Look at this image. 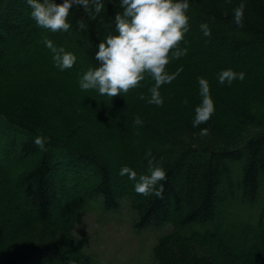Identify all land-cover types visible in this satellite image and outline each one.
<instances>
[{
  "label": "trees",
  "instance_id": "trees-1",
  "mask_svg": "<svg viewBox=\"0 0 264 264\" xmlns=\"http://www.w3.org/2000/svg\"><path fill=\"white\" fill-rule=\"evenodd\" d=\"M240 3L190 0L180 41L188 53L166 66L183 70L161 85L158 106L147 102L150 76L112 98L79 87L98 66L97 44L116 31L119 0H105L95 19L73 5L68 32L37 26L26 0H0V264H95L73 228L123 204L137 232L164 230L154 264H264V0H245L242 27L233 21ZM44 36L77 55L73 67L55 66ZM229 67L245 78L221 84ZM200 76L216 111L194 128ZM149 150L167 169L163 197L137 193L119 175L125 164L146 172Z\"/></svg>",
  "mask_w": 264,
  "mask_h": 264
},
{
  "label": "clouds",
  "instance_id": "clouds-1",
  "mask_svg": "<svg viewBox=\"0 0 264 264\" xmlns=\"http://www.w3.org/2000/svg\"><path fill=\"white\" fill-rule=\"evenodd\" d=\"M31 11L30 16L37 26L52 32H68L72 28L69 19L73 5L81 6L93 19L105 9V0H26ZM123 12L115 15V33L108 34L97 44L95 59L98 66L89 67L79 76V87L84 90L96 89L101 95L113 97L126 93L130 88L150 76L154 84L149 88L150 96L147 102L162 106L164 97L161 85L171 83L183 70L182 66L170 72L167 65L173 59L187 55L188 48L181 47L180 41L190 30V0H119ZM245 0L233 9V21L238 26L244 24ZM80 30H87L88 25L81 19L77 21ZM204 36H211L212 30L207 21L199 25ZM43 43L51 50L52 60L57 68L65 70L73 67L78 57L63 46H57L48 36L43 37ZM171 50V51H170ZM244 71L233 68L221 69L218 80L221 84L229 85L234 80H243ZM201 101L195 106L193 127L207 122L216 111L215 102L211 95L210 82L204 77H198ZM144 99V94H141ZM184 103H188L187 99ZM134 123L142 126L145 121L137 115ZM208 127L200 129L202 135H207ZM47 137L39 135L34 143L46 150ZM148 168L144 173L130 165H122L119 175H127L134 182V191L144 195L155 194L163 197L167 179V169L156 160L149 150Z\"/></svg>",
  "mask_w": 264,
  "mask_h": 264
},
{
  "label": "rangeland",
  "instance_id": "rangeland-1",
  "mask_svg": "<svg viewBox=\"0 0 264 264\" xmlns=\"http://www.w3.org/2000/svg\"><path fill=\"white\" fill-rule=\"evenodd\" d=\"M131 219L124 204L114 213L91 211L72 232L86 241L95 264H154L152 248L164 230L137 232Z\"/></svg>",
  "mask_w": 264,
  "mask_h": 264
}]
</instances>
